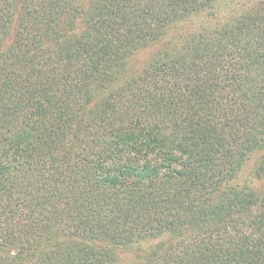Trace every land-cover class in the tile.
<instances>
[{"label": "trees", "instance_id": "obj_1", "mask_svg": "<svg viewBox=\"0 0 264 264\" xmlns=\"http://www.w3.org/2000/svg\"><path fill=\"white\" fill-rule=\"evenodd\" d=\"M0 264H264V0H0Z\"/></svg>", "mask_w": 264, "mask_h": 264}, {"label": "rangeland", "instance_id": "obj_2", "mask_svg": "<svg viewBox=\"0 0 264 264\" xmlns=\"http://www.w3.org/2000/svg\"><path fill=\"white\" fill-rule=\"evenodd\" d=\"M143 58H144L143 55L142 56H136L134 58L133 64H137L139 61L143 60ZM259 154H260L259 152H255V153L250 155V157L244 163L242 169L240 170V172L238 174L237 181L245 182L246 184H248L249 186H252V187H255L257 185L255 180L251 178V171H252L251 169H252L253 164L255 163Z\"/></svg>", "mask_w": 264, "mask_h": 264}]
</instances>
